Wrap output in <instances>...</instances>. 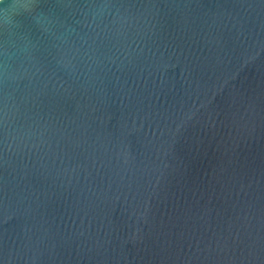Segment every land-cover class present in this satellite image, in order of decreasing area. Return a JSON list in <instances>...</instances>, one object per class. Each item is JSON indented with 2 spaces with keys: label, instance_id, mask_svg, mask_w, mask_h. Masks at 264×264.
<instances>
[{
  "label": "water",
  "instance_id": "95a60500",
  "mask_svg": "<svg viewBox=\"0 0 264 264\" xmlns=\"http://www.w3.org/2000/svg\"><path fill=\"white\" fill-rule=\"evenodd\" d=\"M0 264H264V0H0Z\"/></svg>",
  "mask_w": 264,
  "mask_h": 264
}]
</instances>
